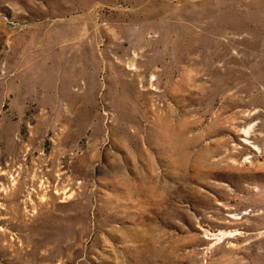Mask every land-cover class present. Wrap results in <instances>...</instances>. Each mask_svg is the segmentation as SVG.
I'll list each match as a JSON object with an SVG mask.
<instances>
[{
	"label": "rangeland",
	"instance_id": "rangeland-1",
	"mask_svg": "<svg viewBox=\"0 0 264 264\" xmlns=\"http://www.w3.org/2000/svg\"><path fill=\"white\" fill-rule=\"evenodd\" d=\"M0 264H264V0H0Z\"/></svg>",
	"mask_w": 264,
	"mask_h": 264
},
{
	"label": "bare ground",
	"instance_id": "bare-ground-1",
	"mask_svg": "<svg viewBox=\"0 0 264 264\" xmlns=\"http://www.w3.org/2000/svg\"><path fill=\"white\" fill-rule=\"evenodd\" d=\"M248 133H249V130L246 129V133H245L246 135H245V137H244V141H245V142H247V140H249V138H250V137L248 136Z\"/></svg>",
	"mask_w": 264,
	"mask_h": 264
}]
</instances>
